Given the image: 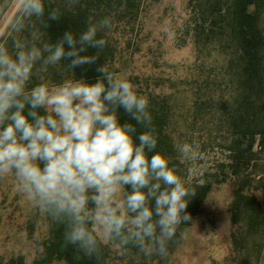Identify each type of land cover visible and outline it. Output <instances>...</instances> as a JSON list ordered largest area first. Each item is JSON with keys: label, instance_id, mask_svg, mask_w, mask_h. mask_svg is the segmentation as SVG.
Wrapping results in <instances>:
<instances>
[{"label": "clouds", "instance_id": "9594fccd", "mask_svg": "<svg viewBox=\"0 0 264 264\" xmlns=\"http://www.w3.org/2000/svg\"><path fill=\"white\" fill-rule=\"evenodd\" d=\"M79 3L0 5V14L16 9L8 30L11 47L0 43V179L13 178L27 202L63 226L64 246L74 247L77 259L107 264L104 249L111 245L166 264L178 230L192 223L187 208L195 192L171 157L155 151L149 98L105 65L96 68L95 82L45 81L49 69L75 73L96 64L107 45L99 34L112 29L111 12L89 16L79 34L65 30L55 42L45 39L49 22H59ZM125 8L122 0L117 10ZM34 78L40 83L29 87ZM121 110L129 119L121 120ZM137 125L145 131L138 133ZM176 150L185 162L200 155L195 143Z\"/></svg>", "mask_w": 264, "mask_h": 264}, {"label": "rangeland", "instance_id": "374dc122", "mask_svg": "<svg viewBox=\"0 0 264 264\" xmlns=\"http://www.w3.org/2000/svg\"><path fill=\"white\" fill-rule=\"evenodd\" d=\"M196 5V0H142L134 18L114 19L112 29L107 30L113 50L107 68L136 85L150 104L167 103L168 132L176 146L199 145V158L190 162L177 152L185 181L200 179L203 173L214 175L216 184L192 223L179 230L166 264H264V253L259 259L245 258L235 249L230 211L238 193L262 201L257 178L264 170V152L255 146V161L244 168V154L228 151L231 87L223 75L225 60L218 49L199 50L193 43L188 21ZM15 15L12 7L1 16L0 40ZM48 226L46 215L18 193L13 178L0 179V264H32L48 238ZM238 227L241 233L247 230L245 221ZM239 236L236 247L243 245ZM109 247V264H127L119 249ZM153 264L165 261L157 259Z\"/></svg>", "mask_w": 264, "mask_h": 264}, {"label": "trees", "instance_id": "16d2710c", "mask_svg": "<svg viewBox=\"0 0 264 264\" xmlns=\"http://www.w3.org/2000/svg\"><path fill=\"white\" fill-rule=\"evenodd\" d=\"M141 1L126 0V8L121 12L117 9L122 0H80L76 8L72 12H66L59 22H49L50 26L44 29L45 39L55 42L65 30H72L79 34L85 29L89 16L99 18L111 12L115 13L114 19L134 18ZM4 2L5 0H0V5ZM114 2L116 8H113ZM196 3L194 11L189 16L188 27L197 49L216 47L224 56L225 63L222 72L227 84L231 87L228 95L231 105L227 108L228 118L226 119L232 130L228 151L233 154L242 152L245 160L244 168H247L250 162L255 161L253 154L255 146H259L261 153L264 152V0H196ZM61 4L62 0H45L46 8L61 6ZM3 13L0 14V18ZM8 30L0 43L11 47ZM108 34L107 30L99 34L107 41V45L100 51L96 64L84 66L86 71L78 67L74 70L75 73L66 69H49L45 81L59 83L65 78L83 77L88 82H95V78L100 75L96 68L99 65L107 67L113 56ZM95 51V49H89L88 54ZM37 83L40 81L34 78L29 87ZM149 110L158 138L155 151L171 157L170 164L178 169L186 186L195 192L187 208V212L193 218L207 193L216 184L214 175L211 172L203 173L200 179L185 181V171L177 155L176 143L168 132L171 115L167 103L163 101L161 104H150ZM120 118L122 121L129 119L122 110ZM137 131L139 133L145 129L137 125ZM231 159L234 162V156ZM232 172L236 175V169ZM257 180L260 183L262 201L259 202L254 195L238 193L230 209L231 222L235 227L232 236L235 249L245 258L249 256L255 259H259L264 253V244H262L264 243V170ZM47 220L49 223L48 238L42 244V249L32 264H55L57 262L97 264L95 259L84 256L77 259L75 248L64 246L63 226L53 222L49 217ZM244 221L247 230L241 233L238 226ZM236 233L240 235L242 246L236 247ZM178 236L179 230L176 240ZM174 244L170 245V254ZM119 251L127 264H153L155 260L160 259L158 256L147 258L135 248L127 253ZM111 254L112 251L107 246L104 249V260L107 264L110 263Z\"/></svg>", "mask_w": 264, "mask_h": 264}]
</instances>
